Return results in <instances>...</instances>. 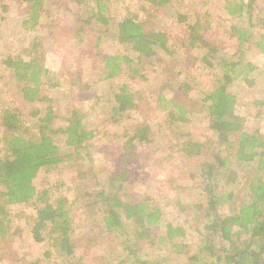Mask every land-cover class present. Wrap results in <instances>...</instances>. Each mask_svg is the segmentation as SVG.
<instances>
[{"label": "trees", "instance_id": "trees-1", "mask_svg": "<svg viewBox=\"0 0 264 264\" xmlns=\"http://www.w3.org/2000/svg\"><path fill=\"white\" fill-rule=\"evenodd\" d=\"M115 1L19 0L27 16L24 29L39 33L46 30L36 36L38 43L33 44L28 58L0 48L2 71L10 84L20 89L25 107L38 102L49 105L45 112L30 113L36 119L33 123L15 107H5L0 113V263L43 264L41 259H26L15 246L23 231L10 210L25 205L34 211L32 221L27 223L30 238L38 244L47 243L44 255L50 260L48 264H165L163 259L142 255L143 248L163 242L180 253L186 248L183 239L188 230L201 237L200 248L188 258L189 264H264V131L249 132L245 128L244 118L236 112L239 98L230 90L239 78L254 84L249 81L250 75L264 77V72H257L247 61L248 48L264 56L260 0H202L204 13L195 19L183 7L184 0H140L145 12L152 8L154 13L169 17L181 29L178 37L159 30L153 18L141 19L127 9L121 13L124 15H116ZM124 2L129 5L128 0ZM8 8L5 4L2 11ZM218 15L230 19L231 36L247 46L233 53L231 60L219 58L218 41L207 35L213 17ZM60 38L73 40L76 60L88 58L99 80L107 83L110 106L101 117L121 127L120 135L101 130L107 125L103 122L88 123V114L80 108L61 114L54 99L46 95L51 70L43 46ZM109 40L135 53V58L103 52ZM175 41L179 48L173 45ZM175 48L183 55L170 66L164 61L175 57ZM38 49L40 55L35 54ZM158 63L162 64L164 81L155 86L156 95L143 96L127 83ZM200 65L217 79V84L193 96L192 83H177V79ZM117 81L120 86H116ZM49 86L63 91L79 87L80 92L88 88L79 73ZM2 90L0 85V94H4ZM95 96L91 93L90 99ZM96 106L94 103L92 109ZM162 113L163 124L151 125L146 119ZM193 115H204L208 120L209 137L200 139L184 130ZM160 136L171 139L169 150L183 157L197 184L190 199L182 194L176 202L186 218L184 227L165 218L163 207L150 192L128 189L141 179L136 157L164 150ZM106 153L120 163L118 168L96 167L93 155ZM63 164L76 169L72 200L52 199L34 182L41 172ZM78 204L82 222L86 223L84 229H88L87 245L76 237L80 228L71 216ZM113 239L120 241L116 257L86 252L98 243H116Z\"/></svg>", "mask_w": 264, "mask_h": 264}, {"label": "rangeland", "instance_id": "rangeland-1", "mask_svg": "<svg viewBox=\"0 0 264 264\" xmlns=\"http://www.w3.org/2000/svg\"><path fill=\"white\" fill-rule=\"evenodd\" d=\"M201 1L202 0L183 1V7H187L186 11L190 14L191 19H195L199 14L201 15L204 13V6L200 3ZM220 1L221 0H216L218 3ZM128 2L129 5H127L124 0H116L114 2L115 8L113 11L116 12V15H124L121 13H125V9H127L129 13L138 15L141 19H146L148 17L153 18L157 25H159L157 26L159 30L163 29L171 34L172 37H178L177 34L180 33L181 29L178 28L176 24L169 19V17L160 12L154 13L152 8L145 12L141 6V4L144 3L140 0H128ZM5 4L6 6L8 5L9 11L3 12L2 9ZM117 4H120V10L116 7ZM260 5H262L260 8L264 10V0H260ZM26 18L25 7L19 2V0H0V48L5 51V53L28 58L32 54L33 44L38 43L36 41V36H42L45 34L46 29H40V33L38 31L24 29L23 22ZM226 18L227 17L222 19L219 15L213 17L212 27L209 26L207 28V35L212 41H218V47L221 48V56L219 58L223 59L226 57L231 60L233 53L239 52L241 47L243 50H246L247 46L238 42L235 36H231L232 22L230 19ZM73 42L74 41L69 40V38H60L55 42H49L43 46L46 54L45 62L51 70V77L49 78L46 89L44 90L46 91V95L54 99V104L59 109L61 114H66L72 108H80L85 110L84 112L88 114V123L96 124L103 122L104 125H107L101 130L105 129V131H109L113 134L118 133L120 135L122 130L121 127L110 123V121L107 123V121H104L103 116L101 117V112L110 106V88L106 82L104 83L102 82L103 80H99L98 72L91 67V62L88 58L82 59L81 62L76 60L78 52L74 50ZM177 43L179 42L175 41L173 45L179 48V44ZM103 47V52L106 54H129L134 58L136 56L135 53L128 51L126 47L117 45L113 40L106 42ZM177 48H175V57L173 59L166 58L167 60L164 61L170 66L176 65L178 57L183 55L182 50H179L178 52ZM247 52L249 56V59L247 60L248 63H252L256 70H258L257 72H264V56L257 54L253 49L251 50L249 48L247 49ZM40 53L41 51L39 49L35 52L36 55H40ZM198 55H202V52L198 53ZM78 64L80 71L77 69ZM3 69L4 67L0 64V85H2V92H4V94H0V96L3 95L4 97L3 100H0V113L5 107H15L23 114V118L25 120L33 123L36 119L32 118L30 113L37 110L45 112L49 104L38 102L30 105L29 107H25L20 89H18L17 86L15 87L10 84L7 73H4L2 71ZM161 70L162 64L158 63L154 65L153 68H149L146 71L140 72L137 76L129 78L127 83L133 90L141 93L143 96H148L150 93L156 95L157 90L155 86H158L162 81H164ZM205 71L208 70L204 68V65L191 68L190 72L186 73L185 71L183 75L177 79V83L183 81L191 82L193 86L191 95L198 96L201 93V90L214 88L217 84V79L206 74ZM2 73H4L3 76ZM77 73L80 74L82 84H86L88 87L85 92H80L79 87L63 91L49 86L57 80H71L76 77ZM248 78L250 79L249 81L252 80L254 84L251 82H245L243 81V78H239L234 81L230 88V90L239 98L236 112L237 115L244 118L245 128L249 132H254L256 130L264 131V77L260 75L258 76V74H253ZM120 83V81H117L116 86H120ZM91 93H95L96 95L93 99H90ZM88 102L90 103L89 105H84V103L87 104ZM94 103H96L97 106L96 109L93 110L92 105H94ZM133 115L135 116V113H133ZM193 116L194 117L191 122L185 124L184 130H188L192 136H197L200 139L209 137L211 132L208 130V120L205 116ZM146 119L151 123V125L156 122H160L161 124L164 123L163 113L159 116L151 115ZM0 137H2L1 126ZM158 138H162L158 141L163 146L162 149L164 150L160 153L157 152L156 154H151L149 157L144 154H142L143 157H136L140 165L137 170L141 172V179L128 187V189L150 192L156 198L160 206L163 207L166 215L165 218L170 222H173L176 226L184 227L186 226V218L185 215L180 212L176 202L179 197H182V194L185 195L186 198L190 199V194H194L193 191H197L195 187L193 188V185L197 184L193 179H191L189 174V169L191 168L183 160V157L173 154L169 150L170 143H172L171 139L166 138L165 136H160ZM60 144L64 145V142L62 141ZM0 147H2V143H0ZM93 156L95 165L98 168L115 169L120 166V163L109 153H106V155L94 154ZM211 158L212 157L208 158V160L210 161ZM75 177L76 169L72 170L70 167L63 164L58 168L51 167V169L41 172L34 182L39 191H48L52 199L67 197L72 200L74 195L71 189L74 190L73 186L75 185ZM80 209L81 205L78 204L75 209L71 211V216L75 221V225H78L80 228L76 237L81 241L82 245H87L88 229H84V227H86V223L82 222L83 218L80 216ZM231 209H233V207H231L230 210ZM10 213L16 220L17 226H20L23 231L19 237L21 239H18L17 242L15 241V246L18 245V251L22 253L26 259H41L43 264H48L50 260L45 259L44 255L48 248L47 243H35L29 235L27 223L28 221H32L34 211L31 207L18 205L12 207ZM113 242L116 243H98L92 250H86V252L89 255L103 256L104 258L107 255L115 256L119 252L117 249L120 245V241L113 239ZM183 243L182 245L186 248L180 250V253H176L169 243L162 242L156 247H151L149 245L144 247L141 254L147 256L150 255V257L155 259H163L165 264H189L188 258L196 253L200 248L201 237L194 231L188 230L187 237L183 239ZM111 247L113 251L111 250ZM106 250L108 253H106ZM83 252H85V250H83ZM119 259H122L120 258V255ZM52 260L56 261V258L54 257ZM59 260L61 259L59 258ZM0 264L19 263L5 261Z\"/></svg>", "mask_w": 264, "mask_h": 264}]
</instances>
